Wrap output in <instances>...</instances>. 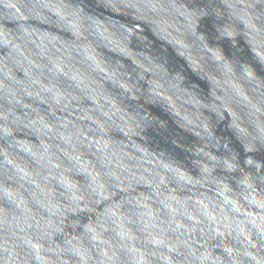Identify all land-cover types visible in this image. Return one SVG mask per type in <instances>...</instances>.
<instances>
[{"label":"water","instance_id":"95a60500","mask_svg":"<svg viewBox=\"0 0 264 264\" xmlns=\"http://www.w3.org/2000/svg\"><path fill=\"white\" fill-rule=\"evenodd\" d=\"M0 264H264V0H0Z\"/></svg>","mask_w":264,"mask_h":264}]
</instances>
